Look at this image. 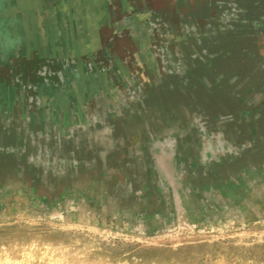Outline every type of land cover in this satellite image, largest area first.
Segmentation results:
<instances>
[{
  "label": "rangeland",
  "instance_id": "1",
  "mask_svg": "<svg viewBox=\"0 0 264 264\" xmlns=\"http://www.w3.org/2000/svg\"><path fill=\"white\" fill-rule=\"evenodd\" d=\"M156 1L166 9L184 3L186 19L201 12L196 10L202 6L196 0ZM214 1L221 0L207 3ZM228 2L220 16L225 25L230 6L237 4V13L245 15L238 0ZM262 3H254L257 15L248 18H252V27L243 34L249 37L239 40L253 55L240 50L232 64L217 71L230 66L240 75L255 71L254 85L264 79V0ZM237 15V22L230 25L234 30L241 25L245 28L244 15ZM261 96L249 102L264 108V94ZM246 99L241 96L236 105ZM220 119L212 123H220ZM129 122L126 126L131 129L116 127L112 135V143L121 142L123 152L111 153L116 147L110 153L104 149L101 153L107 160L103 154L90 152L91 159H96L94 165H99L90 172L73 169L62 179L43 184L44 170L56 167L47 149L42 150L46 156L32 161L44 162L41 167L0 170V264H264V163L243 156L238 166L230 167L234 162L229 168L227 165L223 179L219 175L208 179L197 170L174 171L173 160L165 155L168 152L153 144L145 146L146 131H140L139 121ZM97 133L92 130L77 137L106 142L108 136ZM48 142L51 140L34 145L49 147ZM136 148L140 171L137 166L126 169L124 158L127 150ZM199 162L208 169L205 156ZM145 165H154L156 173L150 170L153 174L145 175Z\"/></svg>",
  "mask_w": 264,
  "mask_h": 264
},
{
  "label": "water",
  "instance_id": "2",
  "mask_svg": "<svg viewBox=\"0 0 264 264\" xmlns=\"http://www.w3.org/2000/svg\"><path fill=\"white\" fill-rule=\"evenodd\" d=\"M197 3L202 6L196 10L201 12L187 20L184 3L166 9L156 0H0V159L12 156L7 154L22 142L26 149L53 138L66 144L79 133L93 130L112 136L116 127L131 129L126 126L129 121L143 122L151 109L141 116L129 107L144 110L141 104L150 92L174 88L177 81L173 79L185 72L181 48L199 35L224 37L225 30L233 32L224 47L204 46L200 58L230 57L224 49L227 43L249 37L230 26L241 15L237 4L230 6L223 32L215 34L207 18L225 6L221 1ZM213 9L214 13L208 12ZM218 23L224 24L221 19ZM230 67L223 71L235 73L236 67ZM240 74L238 78L248 76ZM182 85L190 88L189 82ZM176 94L182 99L183 94L170 92L161 97ZM215 117L211 120L221 118ZM43 154L40 151L36 157ZM50 157L52 165L61 166L60 156L54 163ZM8 160L0 161V169L16 164Z\"/></svg>",
  "mask_w": 264,
  "mask_h": 264
},
{
  "label": "bare ground",
  "instance_id": "3",
  "mask_svg": "<svg viewBox=\"0 0 264 264\" xmlns=\"http://www.w3.org/2000/svg\"><path fill=\"white\" fill-rule=\"evenodd\" d=\"M255 1L256 0H238V3L245 9V15L243 14L245 18L241 14L245 28H242L243 26L241 25L240 27L242 29L239 28L238 32L241 30L239 33H244L252 27V21H249L252 18H248L250 16L255 18L257 15V12L253 9ZM221 2L223 3L221 6H225V8L226 4L229 3L228 0H221ZM209 12L211 13V11ZM220 16H222V13H217L215 16L212 15L213 20L207 18V24L214 30L212 33L221 34L225 28V24L221 25V23H218ZM228 31H224V37H220V35L217 37L199 35L196 40L190 41V43L185 46V49L182 47L181 52L184 54L185 72L178 79H173L177 81L175 84L177 87L173 86L174 88L171 89L167 87L165 89L162 88L156 93L150 92L148 99L141 104L144 105L142 106L144 110L139 111L133 107V105L129 107L131 112L139 115L142 114V111H149L151 109V113L144 116L146 119L143 120V122L139 121L138 124L140 131H146L145 135L143 134V138L149 136L148 138L146 137L142 143L146 144L145 146L151 147L152 145L150 144H153V147L155 145L156 147L165 149V152H168L165 154L166 158L168 156L170 160H173L172 170L174 171L182 169L183 171L191 173V170H197L203 173V176L206 175L208 179L212 177L215 178L216 175H219V177L223 179L226 177L224 173L227 171V165L229 168V164L234 162L230 167L233 165L238 166L237 164L240 163L241 157L243 156L255 160L256 162L262 161V163H264V108L261 107L259 109L255 107L256 104L253 105L249 102L254 97L264 94V79H259V84L254 85L252 80L254 82L256 76L254 75L255 71L250 73L251 76L241 77L243 78L241 79L238 78L239 76L236 73L232 72L234 71L233 69L228 72L225 70L218 76L214 75V72L224 66V63L226 64L229 62L228 60L233 62L235 60L233 57L241 51H244L242 52L243 54L251 56L253 53H250L247 49L245 50L242 45L240 46L238 39H234L235 41L227 43L228 47L224 48L230 57H226L225 59L222 57L220 60H213L210 58L204 60L200 58L204 46H219V44H221L222 47H224L225 43L223 42L225 40L227 42L233 37L231 35L233 32ZM231 48H234V50L232 51ZM210 60H212L211 63L207 64ZM205 63L207 64L206 69L203 68V66L206 65ZM237 63L238 61L236 60V64ZM188 82L189 85L187 86H190L188 90H192L193 92L190 96L185 93L188 91L187 87L185 88L184 85L181 86V83L187 84ZM148 91L150 90H147V92ZM168 92L172 94L178 93V96L183 94L182 99L181 97V100L178 99L177 94L170 99H166L165 96L161 97L162 95H168ZM195 93L196 96H193ZM241 96H246L247 99L243 100L244 103H242V105H236V101L241 99ZM261 100L264 101L263 99ZM156 102H165V105H158ZM206 102H208L207 106H204ZM262 104L264 106V102ZM143 115H146V113L141 116ZM213 116H220L224 119H222L220 123H212L213 121L211 119L218 118ZM103 129H107L105 125ZM92 139L93 137H87L85 139L82 136L81 138L73 137V139L67 142L68 144L66 143L71 151L67 150L64 142L61 143V139L53 140L54 142L51 140V142H48V144L51 143L49 147H41L40 149H37L39 146L26 149L27 147L22 142L19 144L17 150L14 149V152L7 154L12 156H5L0 159V161L6 162V160L11 158L10 160L18 164V166H4V168L2 167L0 169L1 173L3 170H7L10 167H13L12 170L18 168V170L21 171L24 166L22 163L31 165L32 161H36L38 157H36V154L39 155V151L47 149L48 156H51L50 158L53 161L57 160L60 156V163L66 164L64 166L61 164V166L55 167L52 170H44L45 172H43L44 175L41 181L48 186L52 179H62V177H64L63 174L65 172L67 173V171H69L68 174L72 173L74 171L73 169L88 172L92 170L93 167H98L99 165H94L96 159H91L92 154H89L92 149L94 155L103 154L104 152H101L105 151L104 149H107L106 152L108 153L115 147L116 149L111 153H116V151L117 153H122L125 149L122 147L121 142L112 143V141H114L112 136H108L107 139L105 138L106 142L104 143H100L99 141L98 143H91ZM13 143L17 144L16 141ZM110 143L112 144L109 147ZM137 152H139L137 148L134 151L127 150L124 157L127 161L126 169H131L134 166H137V169L139 168L138 165L141 163L137 159ZM144 152L146 151L144 150ZM201 156L206 157L207 163H205V165H209L207 170L206 166L199 162ZM101 158L102 157H100V159ZM103 158L107 160L108 157L103 154ZM232 159H234V161L228 163V160ZM158 160L160 161V159ZM43 163L44 162H41L40 164L42 165ZM150 170H152L154 174L156 173L154 165L150 167L145 165V175L151 176L153 173L150 172ZM138 171H140V168ZM36 181H38V179H36Z\"/></svg>",
  "mask_w": 264,
  "mask_h": 264
}]
</instances>
